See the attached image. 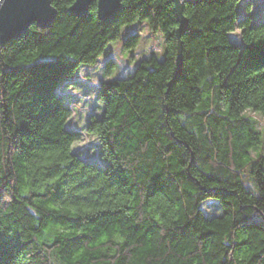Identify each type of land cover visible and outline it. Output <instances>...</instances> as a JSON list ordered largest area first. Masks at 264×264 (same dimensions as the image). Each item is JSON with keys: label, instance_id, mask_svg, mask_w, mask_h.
<instances>
[{"label": "clouds", "instance_id": "obj_1", "mask_svg": "<svg viewBox=\"0 0 264 264\" xmlns=\"http://www.w3.org/2000/svg\"><path fill=\"white\" fill-rule=\"evenodd\" d=\"M40 6L0 45V264H264V0Z\"/></svg>", "mask_w": 264, "mask_h": 264}, {"label": "trees", "instance_id": "obj_2", "mask_svg": "<svg viewBox=\"0 0 264 264\" xmlns=\"http://www.w3.org/2000/svg\"><path fill=\"white\" fill-rule=\"evenodd\" d=\"M35 39L37 43L43 41V37L39 36L38 34L35 35ZM250 59L253 61L260 60L261 62H264V47L260 49H253ZM29 71H32L35 76V78L31 82V86L36 92L37 102L43 101L53 95H55L59 100H63L66 102V98L63 95L59 94L57 91L60 84L67 78L65 76V73L68 71L67 68L55 62L51 64L41 62V64L34 66L32 69H29ZM181 74L182 70L178 72V76ZM55 111L56 109L48 107L44 111H42L40 118L55 115ZM22 131L27 133V126H25ZM93 163H95L96 166H104L100 161ZM251 223L264 227V222H257L255 219L251 221Z\"/></svg>", "mask_w": 264, "mask_h": 264}, {"label": "water", "instance_id": "obj_3", "mask_svg": "<svg viewBox=\"0 0 264 264\" xmlns=\"http://www.w3.org/2000/svg\"><path fill=\"white\" fill-rule=\"evenodd\" d=\"M44 0H34L36 6L19 7L16 3L7 4L6 12L9 17H0V45L5 40L12 39L14 36L26 34L27 24L35 20L40 26H48L53 20L54 16L49 14L42 6ZM83 5V0H82ZM77 12L83 13V6L76 9ZM117 9L109 8L103 15L111 17Z\"/></svg>", "mask_w": 264, "mask_h": 264}, {"label": "rangeland", "instance_id": "obj_4", "mask_svg": "<svg viewBox=\"0 0 264 264\" xmlns=\"http://www.w3.org/2000/svg\"><path fill=\"white\" fill-rule=\"evenodd\" d=\"M73 80L75 81V82H77V83H79V81L78 80H76V78H73ZM69 81H68V78H66V80H64L61 84H60V86L58 87V93L59 94H61V95H63L65 98H66V102H68L69 100H70V97H69V94L66 92V85H67V83H68ZM97 161H99L98 160V158H96L95 160H93V162H97ZM101 162V161H100ZM102 164H103V162H101Z\"/></svg>", "mask_w": 264, "mask_h": 264}]
</instances>
